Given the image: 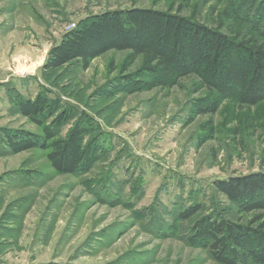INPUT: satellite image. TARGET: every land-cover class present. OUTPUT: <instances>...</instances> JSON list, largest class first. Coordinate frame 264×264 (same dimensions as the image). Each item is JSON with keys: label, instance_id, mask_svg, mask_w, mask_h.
Instances as JSON below:
<instances>
[{"label": "rangeland", "instance_id": "374dc122", "mask_svg": "<svg viewBox=\"0 0 264 264\" xmlns=\"http://www.w3.org/2000/svg\"><path fill=\"white\" fill-rule=\"evenodd\" d=\"M132 6L171 9L228 33L250 34L246 18L264 17V0H0V264H219L188 243L193 222L211 213L250 218L214 181L264 170V100L223 98L216 113L195 114L212 97L196 76L154 87L127 50L86 69L44 68L80 21ZM44 89L58 112L75 113L60 137L80 115L96 125L88 170L58 174L45 150L7 148L4 129L43 133L14 97ZM195 204L194 217L179 218Z\"/></svg>", "mask_w": 264, "mask_h": 264}, {"label": "trees", "instance_id": "16d2710c", "mask_svg": "<svg viewBox=\"0 0 264 264\" xmlns=\"http://www.w3.org/2000/svg\"><path fill=\"white\" fill-rule=\"evenodd\" d=\"M246 20L250 34L228 33L171 9L107 10L67 31L50 49L44 68L54 71L76 63L86 69L108 51L127 50L129 62L141 57L140 70L150 76L154 87H173L184 77L196 76L212 97L198 104L195 114L216 113L223 98L252 106L264 100V17ZM44 90L34 98L18 92L14 97L17 112L42 127L43 133L4 129L7 148L12 153L45 150L58 174L88 170L98 138L92 134L96 125L88 115H80L60 137L58 130L75 113L58 112L59 99ZM214 188L250 218L201 216L193 222L188 243L207 248L219 264H264V170L217 179ZM200 209L201 204L190 206L179 218L191 219Z\"/></svg>", "mask_w": 264, "mask_h": 264}]
</instances>
